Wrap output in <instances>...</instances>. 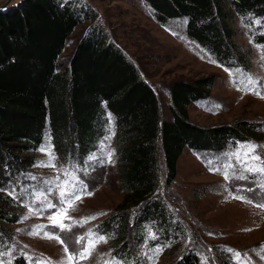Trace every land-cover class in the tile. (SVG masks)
I'll return each instance as SVG.
<instances>
[{"label": "trees", "instance_id": "16d2710c", "mask_svg": "<svg viewBox=\"0 0 264 264\" xmlns=\"http://www.w3.org/2000/svg\"><path fill=\"white\" fill-rule=\"evenodd\" d=\"M153 20H182L187 38L218 63L247 70L234 41V21L252 26L264 45V0H142ZM87 5L60 0H23L0 11V188L21 179L33 154L48 138L58 161L83 166L108 133L109 115L116 135L113 173L121 200L99 226L109 245L124 257L137 247L146 226L162 240L171 236L166 201L158 194L176 175L184 148L220 152L254 139L258 125L236 123L204 128L188 118L191 103L208 98L212 80L174 81L165 89L168 117L149 83L111 42ZM89 22L66 63L64 42L76 26ZM87 163V162H86ZM17 204L0 192V241L19 215ZM19 211V212H18ZM172 224V225H171ZM14 264H24L15 259ZM174 264H200L187 251ZM225 264V263H223Z\"/></svg>", "mask_w": 264, "mask_h": 264}, {"label": "rangeland", "instance_id": "374dc122", "mask_svg": "<svg viewBox=\"0 0 264 264\" xmlns=\"http://www.w3.org/2000/svg\"><path fill=\"white\" fill-rule=\"evenodd\" d=\"M4 1L0 0V5ZM22 1L10 0L6 7H15ZM60 1H75L92 8L95 13L92 23L101 26L106 40L113 43L133 64L140 77L151 85L161 104L160 110L164 118L168 117V99L164 91L171 82L209 78L212 80V88L208 98L191 103L188 108V118L192 124L211 128L244 122L261 127L255 134L258 140H241L242 142L230 145L220 152H201L184 148L176 162L174 181L167 187L162 184L158 192L166 201L172 224L176 226L175 231L171 230L169 239L162 240L158 236L155 240L148 239V231L151 229L146 226L142 240L137 247H132L129 256L124 257L116 247L112 248L108 240L106 244L97 245L93 259L81 261L80 264H104L105 260L110 261L113 257L125 261V264H174L175 260L187 251L194 252L200 264L202 256L214 258L215 264H233L227 249H234L242 254L248 253L252 264H264V260L260 259V255H264V249H261V245H264V208L256 206L258 203H264V188L259 187L264 184V176L244 172L243 175L247 179L231 178L226 181L222 174L210 172L206 165L208 158H219L220 161L232 163L239 174L242 163L237 164L231 154L240 152L242 161L244 147L249 142L259 146L257 152L264 157V99L252 92L237 90V85L233 82L245 78L241 73L251 75L264 95V60L261 59L264 56V45L257 44L254 40V29L258 25L256 21L252 26L238 18L233 23L234 41L244 56L247 67L245 70L242 67L234 68L218 63L208 51L189 40L185 34L184 21L172 20L164 26L157 24L152 18L151 10L142 0ZM87 25L89 22L76 26L66 38L60 55L61 63L68 61ZM209 57L215 63L209 62ZM225 69L231 70L233 75L230 77ZM240 87L243 89V85ZM107 130L108 135L109 119ZM104 137L91 154L100 155V145ZM105 143L110 145L105 149L106 153L112 150L111 140ZM47 145H50L49 140L44 138L33 154V165L29 171L21 179L5 187L9 191L15 187L19 196L17 200L11 198L20 207H17L20 211L18 219L14 224L7 226L9 238L0 241V252L8 251L9 247L14 246L11 257H0L5 261L11 259L12 264L15 259H22L24 264H30L29 258H32L31 264H35L36 258H50L52 264H57L65 257L64 245L56 239L42 238L43 233H56L67 243L70 251L78 250L81 244L76 243L77 239L85 236L87 240L90 231L101 234L98 225L113 213L121 200L113 164L100 165L97 160L91 162L94 170L89 167L87 175L83 172L91 154L81 167L68 165L58 159L57 168L34 166L48 159L45 153L39 150ZM249 164L252 166L253 162L250 161ZM73 166L81 169L77 175L88 184L92 195L83 196L76 202L75 210L67 213L71 219H65L63 222L71 226V231H61L58 227H53L48 219L57 209L44 207L48 201L59 205L58 191L48 193V186L43 182L54 179L58 174L61 180L68 179L62 174L63 170L71 171ZM30 175L37 179H28ZM247 189L254 191L249 192ZM237 194L249 197L253 202L233 199L232 196ZM99 213L106 214L99 215L97 219L83 226L72 223L73 220L79 221ZM25 216L28 218L24 219ZM40 225L46 226L40 236L28 234L36 231ZM166 244L170 246L165 247L158 257L150 252L151 249ZM209 248L212 249L211 252L208 251ZM254 249L260 250L259 253L254 252ZM108 253L111 255H106ZM149 255L152 259L148 258Z\"/></svg>", "mask_w": 264, "mask_h": 264}, {"label": "snow or ice", "instance_id": "6c2138e0", "mask_svg": "<svg viewBox=\"0 0 264 264\" xmlns=\"http://www.w3.org/2000/svg\"><path fill=\"white\" fill-rule=\"evenodd\" d=\"M256 23L259 24L260 21H256ZM261 59L264 60V56H262ZM209 62L215 63V61L211 60L210 57H209ZM225 70L229 72L230 77L233 75L231 70L229 69H225ZM241 76L245 78L237 79L236 81H233L237 85V90L252 92L253 94L258 95L262 99H264V95H262L259 90L258 82L251 75H248L246 73H241ZM240 85H243V89H241ZM115 135L116 132L114 130L113 118L111 117V115H109V134L106 135L104 139L101 141L100 155L98 156L96 153H93L88 157V163H86L85 168L83 169L85 175L88 174V168L93 167L91 162H95L98 160L100 165H103L105 163L107 164L115 163L113 159L114 156L116 155L115 149H112L111 151H107L105 153V149L107 147H110V145H108L105 142L110 141ZM258 147L259 146L249 142L247 146L244 147L242 154L243 156L242 161H241L240 152H234L231 154V156L235 157L237 164L242 163V167L239 170V174L237 173V170L234 168L232 163L227 161H220L219 158H215V157L208 158L206 160V165L208 166L210 172L222 174L226 181L231 178L247 179V177L243 175L244 172L258 173L261 176H264V157H262L257 152ZM39 150L45 153L48 159L34 166L57 168V158L55 156V153L52 151L51 146L47 145ZM250 161L253 162L252 166H250L249 164ZM230 169H232L231 172L229 171ZM80 171L81 169L73 166L71 171H69L68 169L63 170L62 174L68 177V179L61 180V176L60 174H58L54 179H48L43 182L45 185L48 186L47 188L48 193L58 191L59 205L54 204L51 201H48L44 205V207L48 209H52V208L57 209L56 213L50 215L48 219L50 220L53 227H58L61 231H65V230L71 231V226L66 225L63 222L65 219H71L69 216H67V213L70 210H75L76 202L80 201L83 196L92 195V192L88 190V184L83 179H81L79 175H77V173ZM28 179L36 180L37 178L35 176L30 175ZM259 187L264 188V184L259 185ZM246 191L251 192L254 191V189H247ZM0 192H6V194L11 196L13 200H17L19 198L18 194L16 193L15 187H13L10 191L6 188H0ZM232 198L244 200L248 203L253 202L251 198L239 194L233 195ZM45 200H47V197H45ZM256 206L260 208H264V203H258ZM29 211L30 212L32 211L31 208L29 209ZM105 214L106 213H99L95 216H90L85 219H81L79 221L73 220L72 223L83 226L85 223L97 219L99 215H105ZM27 218H28L27 216L24 217V219ZM45 227L46 226L43 225L37 226L36 231L29 232L28 234L32 236H40L41 232ZM87 236H88L87 240L85 239V236H80L77 239L76 243L81 244V248L73 251L69 250L67 243L63 239H61L59 235L56 233L44 232L42 238L56 239L58 240L59 243L64 245L63 252L65 253V257L62 259V261L57 262V264H80L81 261H88L93 259V254L96 251L97 245L102 243L106 244L109 238L106 234L93 233L91 231L87 234ZM148 239L155 240L158 239V237L155 233L149 230ZM191 242H192L191 238L189 237V243ZM146 245H147V240L145 241V246ZM168 246L170 245L169 244L159 245L155 249H151L150 252L154 253V255L158 257L164 251V248ZM261 249H264V245H261ZM13 251H14V246H11L9 247L8 251L0 252V257H5V256L11 257ZM208 251L211 252L212 249L209 248ZM253 251L259 253L260 250L254 249ZM227 252L231 255L233 264H252L251 258L248 257V253L242 254L241 252L234 249H227ZM106 255H111V254L108 253ZM145 255H148V253H145ZM148 258L152 259V256L149 255ZM260 259L264 260V255H260ZM29 260L31 264L32 258H29ZM210 260H211V264H215L214 258H210L208 256H202L201 264H209ZM0 264H12V261L11 259H8L7 261H5L4 259H0ZM35 264H52V261L50 258L46 260L36 258ZM104 264H125V261L117 260L115 257H113L110 261L105 260ZM128 264H131V262H128Z\"/></svg>", "mask_w": 264, "mask_h": 264}, {"label": "water", "instance_id": "95a60500", "mask_svg": "<svg viewBox=\"0 0 264 264\" xmlns=\"http://www.w3.org/2000/svg\"><path fill=\"white\" fill-rule=\"evenodd\" d=\"M9 1H10V0H5V1L0 5V11L6 8V6H7L8 3H9Z\"/></svg>", "mask_w": 264, "mask_h": 264}]
</instances>
